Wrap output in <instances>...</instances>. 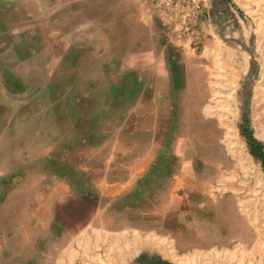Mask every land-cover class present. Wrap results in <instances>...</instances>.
<instances>
[{
  "label": "crops",
  "instance_id": "1",
  "mask_svg": "<svg viewBox=\"0 0 264 264\" xmlns=\"http://www.w3.org/2000/svg\"><path fill=\"white\" fill-rule=\"evenodd\" d=\"M206 10L201 44L182 49L167 42L147 0H0V214L10 211L9 227L0 216V264L65 261L99 236L126 248L133 235L172 230L176 239L194 220L183 209L189 153L181 142H148L156 129L147 103H170L171 115L194 100L188 87L217 75L236 85L243 55L251 64L264 55V0H210ZM100 85L122 88L89 100L117 104L79 108V88ZM76 197L89 210L69 229Z\"/></svg>",
  "mask_w": 264,
  "mask_h": 264
},
{
  "label": "rangeland",
  "instance_id": "2",
  "mask_svg": "<svg viewBox=\"0 0 264 264\" xmlns=\"http://www.w3.org/2000/svg\"><path fill=\"white\" fill-rule=\"evenodd\" d=\"M257 58L251 64L243 55L236 85H219L217 75L211 86L188 87L195 88L194 100L178 103L177 110L172 111L175 115L169 113L170 103H147L146 124L156 129V133H147L148 142L154 138L161 143L169 140L173 150L181 142L190 157L191 182L183 209L194 220L180 223L184 229L176 231L178 237L175 239L172 230L171 238L164 239L133 235L130 248H126L118 239L113 242L99 236L95 246L74 247L65 261L52 264H264V174L262 162L252 155L249 143L250 138L256 140L264 154V55ZM121 88L80 87L84 96L79 108L90 111L95 104L101 109L116 105L89 99L96 94L107 98L106 94ZM204 89L210 90L207 101L201 99L208 96ZM131 124L138 125V118H132ZM168 126L187 128L184 133L168 134ZM91 168L88 166L89 171ZM9 185L6 182L4 188ZM73 204V210L67 212L69 229L80 225L89 210L77 197ZM0 216L9 227V208H3ZM81 239L68 237L66 241L80 244Z\"/></svg>",
  "mask_w": 264,
  "mask_h": 264
},
{
  "label": "built area",
  "instance_id": "3",
  "mask_svg": "<svg viewBox=\"0 0 264 264\" xmlns=\"http://www.w3.org/2000/svg\"><path fill=\"white\" fill-rule=\"evenodd\" d=\"M210 0H147L148 8L159 21L167 42L179 47H197L203 40L202 25L209 14Z\"/></svg>",
  "mask_w": 264,
  "mask_h": 264
},
{
  "label": "trees",
  "instance_id": "4",
  "mask_svg": "<svg viewBox=\"0 0 264 264\" xmlns=\"http://www.w3.org/2000/svg\"><path fill=\"white\" fill-rule=\"evenodd\" d=\"M249 143H250V152L252 153V155L260 159L262 162V171L264 174V154L262 153L261 147L257 143V141L252 138L249 139Z\"/></svg>",
  "mask_w": 264,
  "mask_h": 264
}]
</instances>
